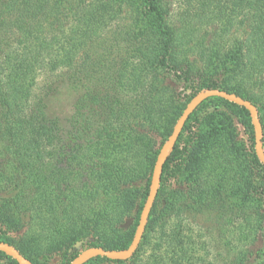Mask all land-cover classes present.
<instances>
[{
  "label": "trees",
  "instance_id": "obj_1",
  "mask_svg": "<svg viewBox=\"0 0 264 264\" xmlns=\"http://www.w3.org/2000/svg\"><path fill=\"white\" fill-rule=\"evenodd\" d=\"M181 2L173 15L169 0H142L152 26L140 29L117 0H0V242L32 264L54 253L69 264L90 247L129 246L159 151L154 136L166 139L185 107L167 78L188 84L186 103L203 89L255 106L264 97V0ZM234 29L227 54L217 40L207 43V34ZM59 84L76 95L65 131L47 113ZM235 118L249 149L238 142ZM261 141L264 151V131ZM253 145L246 109L204 101L167 155L134 255L86 264H138L146 251L143 264H215L207 258L215 247L227 250L224 264H264V187L255 186L264 165ZM174 170L181 179L167 189ZM131 215L134 224L122 230ZM21 229L39 231L17 241L8 235Z\"/></svg>",
  "mask_w": 264,
  "mask_h": 264
},
{
  "label": "rangeland",
  "instance_id": "obj_2",
  "mask_svg": "<svg viewBox=\"0 0 264 264\" xmlns=\"http://www.w3.org/2000/svg\"><path fill=\"white\" fill-rule=\"evenodd\" d=\"M121 6L122 9L127 14V17L136 25L139 26L140 29L144 28H149L152 26V18L146 17L144 18L142 16V0H117ZM171 4V10L173 15H176V12L178 11L180 5H181V0H169ZM239 36V33L237 30H233L231 34L225 35V36H220V37H214L213 33L207 34V43H209L208 39L211 40H217V45H218V51L220 52V55L227 54L229 51L232 50L233 48V42L236 37ZM211 42V41H210ZM166 87L168 86L169 89L175 91V97L177 101V105L181 107L183 104H186L188 97L191 94V90L188 88V84L184 82H179L171 77L167 78L166 81ZM256 97L261 98V102L256 101V111L260 120L261 128H262V133L264 131V97L258 94ZM76 100V95L75 93L68 87V85L65 84H59L55 90L50 94V96L47 99V113L51 118L57 119L59 121L60 127L65 131V129L68 127V121L73 113V105ZM185 108V107H184ZM184 110V109H183ZM209 111V109L207 110ZM203 113V112H202ZM200 114L199 119H201L203 114ZM199 116V115H198ZM234 124L236 126V132H237V137H238V142L245 146L247 149H249V133L241 120L239 118L234 119ZM192 133L195 131H198V126L199 124L196 123L195 121H192ZM191 134H185L184 137L182 138V141L180 143V146L182 147L185 142H187L188 137ZM155 140V146L156 148H160V146L164 143L166 139H163V135L159 136H154ZM64 141L66 139L64 138ZM180 147V149H181ZM181 179L180 174L177 172V170H174L173 172H170L168 175V179L165 181L164 185L167 189L171 188L176 181H179ZM142 185H140L141 187ZM255 186L257 188L264 187V182L261 179H258L255 181ZM139 187V186H137ZM139 187V188H140ZM134 216H130L129 219L126 220L125 224L122 227V230L128 229L131 225L134 224ZM202 226V224L195 222V224L192 225L193 229L195 232L199 233V229H195V227ZM5 228L0 226V234L2 232H5ZM30 229H21L19 231H9L8 235L15 239L16 241L19 240L21 237L25 236L26 232ZM38 229H35V232L30 230L28 231L29 233H37L36 231ZM99 233L96 235L89 234L83 240L78 241L74 247L77 249H80L81 245L86 243L87 241H94L96 238L99 237ZM237 245V243H235ZM12 246V245H11ZM14 247V246H13ZM217 251H221V255L223 256L216 258V255H218ZM226 249L224 248L222 251V248H210L208 259L211 262H216L215 264H224L226 262ZM202 253V252H201ZM149 251H146V253L142 254L140 257V261L138 264H143L146 262L147 257H148ZM38 263L39 264H62L63 262V257L61 254H51L47 255L44 257L38 258ZM0 264H9V262L3 258L0 257Z\"/></svg>",
  "mask_w": 264,
  "mask_h": 264
},
{
  "label": "water",
  "instance_id": "obj_3",
  "mask_svg": "<svg viewBox=\"0 0 264 264\" xmlns=\"http://www.w3.org/2000/svg\"><path fill=\"white\" fill-rule=\"evenodd\" d=\"M210 98H220L247 110L250 123L253 129V148L258 161L264 165V151L262 146V128L256 111V107L250 101L243 99L233 93H228L219 89H203L195 94L186 104L184 110L175 121L171 133L160 146L157 153L148 185L147 196L141 209L137 227L135 229L131 243L127 248L121 250H105L101 247H90L80 252L69 264H86L89 260L101 257L108 260L127 261L136 252L149 219L150 212L154 205L158 189L161 182V174L169 151L174 147L189 116L206 100ZM0 252L14 260L17 264H32L27 258L8 243L0 242Z\"/></svg>",
  "mask_w": 264,
  "mask_h": 264
}]
</instances>
